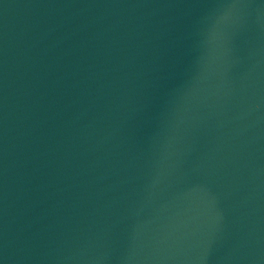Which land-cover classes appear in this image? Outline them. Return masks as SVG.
<instances>
[{
    "label": "water",
    "instance_id": "1",
    "mask_svg": "<svg viewBox=\"0 0 264 264\" xmlns=\"http://www.w3.org/2000/svg\"><path fill=\"white\" fill-rule=\"evenodd\" d=\"M0 264H264V0H0Z\"/></svg>",
    "mask_w": 264,
    "mask_h": 264
},
{
    "label": "clouds",
    "instance_id": "2",
    "mask_svg": "<svg viewBox=\"0 0 264 264\" xmlns=\"http://www.w3.org/2000/svg\"><path fill=\"white\" fill-rule=\"evenodd\" d=\"M233 7H235V6L233 5Z\"/></svg>",
    "mask_w": 264,
    "mask_h": 264
}]
</instances>
